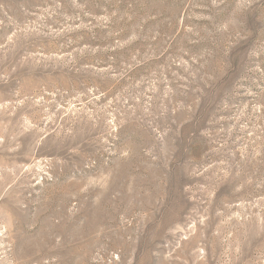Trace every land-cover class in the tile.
<instances>
[{"label":"rangeland","instance_id":"374dc122","mask_svg":"<svg viewBox=\"0 0 264 264\" xmlns=\"http://www.w3.org/2000/svg\"><path fill=\"white\" fill-rule=\"evenodd\" d=\"M0 264H264V0H0Z\"/></svg>","mask_w":264,"mask_h":264}]
</instances>
